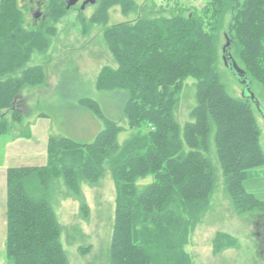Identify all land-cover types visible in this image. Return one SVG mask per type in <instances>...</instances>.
Here are the masks:
<instances>
[{
  "label": "trees",
  "instance_id": "16d2710c",
  "mask_svg": "<svg viewBox=\"0 0 264 264\" xmlns=\"http://www.w3.org/2000/svg\"><path fill=\"white\" fill-rule=\"evenodd\" d=\"M44 1L48 17L28 29L18 0H0V111H11L18 123L22 91L46 80L41 66L28 63L35 53L49 50L57 24L72 9L64 0ZM96 2L89 22L103 27L117 64L99 72L96 89L119 99L118 112L81 96L80 110L98 124L91 142L59 133L48 140L46 165L8 170L6 259L8 264H70L50 190L61 181L70 197L81 201L87 220L83 185L97 186L109 169L116 189L109 264H194L186 246L211 207L212 137L237 215L264 213V201L244 186L264 166L256 99L230 96L219 72L224 32L223 55L244 71L241 80L249 77L264 89V0H211L202 11L176 8L170 17L159 12L112 26L107 25L112 7L129 16L140 6L135 0ZM81 22L86 24L84 18ZM190 78L196 81V105L182 126L176 110ZM11 127L1 120L0 135ZM127 128L134 134L121 145L119 136ZM150 177L153 182L140 188L138 183ZM237 246L226 233L213 240L215 254Z\"/></svg>",
  "mask_w": 264,
  "mask_h": 264
},
{
  "label": "rangeland",
  "instance_id": "374dc122",
  "mask_svg": "<svg viewBox=\"0 0 264 264\" xmlns=\"http://www.w3.org/2000/svg\"><path fill=\"white\" fill-rule=\"evenodd\" d=\"M64 1L67 3L70 0ZM135 1L140 9L129 16H124L119 6L112 7L109 10L107 25L134 22L141 16L155 18L159 12L163 14L162 16L170 17L176 8L179 11L183 8L189 9L186 11L187 14L193 10L202 11L211 2V0ZM87 2L88 0H79L78 4L71 7L67 16L57 24L58 33L53 38L49 50L44 54L35 53L28 63L29 67L41 66L46 80L43 85L27 87L22 91L16 102L22 109V122H15L11 111H0V121L5 119L12 125L10 136L28 133L32 123L44 117L52 122L51 136L60 133L75 140L91 142L93 128L98 124L88 121L83 109L80 110L78 99L81 96L97 101L103 108L118 112L119 99L116 100L112 96H107L108 93L96 89L99 72L104 67L116 68L117 64L103 36V27L89 22L97 12L99 3ZM18 3L24 13L25 28H35L40 20L45 21L48 17V14H45L47 2L44 0H18ZM164 9L170 12L164 13ZM37 13L41 15L37 17ZM82 18L86 21L85 25L81 22ZM226 43L227 39L223 32L219 64L221 81L230 96L257 100L253 107L262 132L260 141L264 150V89L249 77L246 83H243L225 64L223 47ZM195 84L194 79L186 81L176 110V117L182 126L189 121L191 109L196 105ZM133 134L134 130L127 128L120 134L119 143L124 144ZM211 143L213 152L210 159L216 175L211 207L191 233L186 250L194 264H264V213L237 215L225 190L213 137ZM152 182L153 178L150 177L141 180L138 185L143 188ZM244 186L248 193L264 201V166L253 171ZM82 189L83 200L90 209V217L87 220L80 211L81 201L70 197L61 181L54 184L50 190L52 207L64 229L62 244L68 261L70 264H109L116 203V189L111 171L108 169L97 186L83 185ZM219 232L235 237L238 246L215 254L213 240ZM81 248L90 250L82 254ZM3 264H8L6 257L3 258Z\"/></svg>",
  "mask_w": 264,
  "mask_h": 264
},
{
  "label": "crops",
  "instance_id": "0c3cea01",
  "mask_svg": "<svg viewBox=\"0 0 264 264\" xmlns=\"http://www.w3.org/2000/svg\"><path fill=\"white\" fill-rule=\"evenodd\" d=\"M51 134L52 122L42 117L32 123L26 134L0 135V264H3V258L6 257L8 170L46 165Z\"/></svg>",
  "mask_w": 264,
  "mask_h": 264
},
{
  "label": "water",
  "instance_id": "95a60500",
  "mask_svg": "<svg viewBox=\"0 0 264 264\" xmlns=\"http://www.w3.org/2000/svg\"><path fill=\"white\" fill-rule=\"evenodd\" d=\"M78 1L79 0H70L67 2V8L70 9L72 6H75L76 4H78ZM96 0H88L87 3H95ZM85 3V4H87ZM41 14L40 13H37L36 16L39 17ZM224 52L226 53V49H224ZM224 61H225V64L231 68L238 76V78L241 80L240 77H245V73L244 71H242L240 68H238V65L236 64V62L232 59V57H227V56H224ZM243 83H246V80H241ZM254 100V98H253Z\"/></svg>",
  "mask_w": 264,
  "mask_h": 264
}]
</instances>
